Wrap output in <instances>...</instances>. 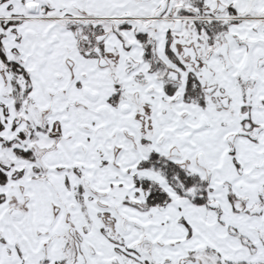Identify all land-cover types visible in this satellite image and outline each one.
Listing matches in <instances>:
<instances>
[{"label": "snow or ice", "instance_id": "obj_1", "mask_svg": "<svg viewBox=\"0 0 264 264\" xmlns=\"http://www.w3.org/2000/svg\"><path fill=\"white\" fill-rule=\"evenodd\" d=\"M0 264H264V0H0Z\"/></svg>", "mask_w": 264, "mask_h": 264}]
</instances>
